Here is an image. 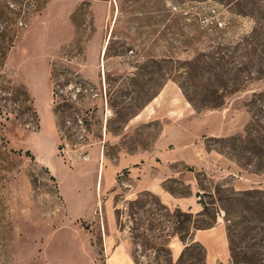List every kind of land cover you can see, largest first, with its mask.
Instances as JSON below:
<instances>
[{
	"label": "rangeland",
	"instance_id": "obj_1",
	"mask_svg": "<svg viewBox=\"0 0 264 264\" xmlns=\"http://www.w3.org/2000/svg\"><path fill=\"white\" fill-rule=\"evenodd\" d=\"M217 1L0 0V264H177L189 241L176 229L196 221L213 226L191 233L206 264L230 263L217 190L264 191V171L206 145L249 123L264 25L254 36L261 18ZM178 82L226 105L196 110ZM71 85L108 105L59 92L52 105ZM75 112L88 115V162L59 152ZM198 175L211 210L200 218Z\"/></svg>",
	"mask_w": 264,
	"mask_h": 264
},
{
	"label": "trees",
	"instance_id": "obj_2",
	"mask_svg": "<svg viewBox=\"0 0 264 264\" xmlns=\"http://www.w3.org/2000/svg\"><path fill=\"white\" fill-rule=\"evenodd\" d=\"M217 2L228 6L239 15L261 18V22L257 21L258 23L254 28L253 35L255 36L261 32L260 27L264 25V1L219 0ZM0 38L1 40L4 39L5 35H1ZM12 44L13 42H9L8 40L4 41L1 60H6L13 46ZM224 60V58H221L222 62L220 61V64ZM224 82L226 83V81H222V86L227 85ZM178 84L187 101L196 110L219 109L226 105L228 97L226 94L211 92L202 97H193L188 94L183 84L179 82ZM157 95L153 98L157 97ZM247 112L250 115V120L243 133L214 138L212 141L218 144V146L213 148L206 145V148L210 151L215 150L244 170L250 169L255 173H260L264 171V90L253 94L247 105ZM189 171L195 172L194 169H189ZM197 181L200 191L196 196L203 207L202 213L198 215V218H200L210 215L211 210L209 205L204 201L206 190L202 185L200 175L197 176ZM219 188L217 190L218 202L221 210L225 213L227 224L230 250L229 264H264V191L249 190L237 192L234 189L224 190L221 187ZM170 192L174 195L176 194L173 191ZM183 215L182 212L177 210V217ZM185 215L188 218V223H192L193 215ZM211 228H213L211 224L203 223L202 226H199L196 221L191 229L186 226L176 229V234H179L182 242L186 243L189 241V243L185 244L186 247L177 264H185L192 261H196L198 264H206L207 251L203 245L192 240L191 233L193 230Z\"/></svg>",
	"mask_w": 264,
	"mask_h": 264
},
{
	"label": "built area",
	"instance_id": "obj_3",
	"mask_svg": "<svg viewBox=\"0 0 264 264\" xmlns=\"http://www.w3.org/2000/svg\"><path fill=\"white\" fill-rule=\"evenodd\" d=\"M88 86V85H87ZM65 95L71 99L75 104H79L81 98L90 97L91 99H102L105 98V103L107 102V95L104 91L102 93L100 90H95L93 87H75L71 85L69 91H55L53 90V101L52 105L59 106L60 95ZM88 115L80 114L78 112L73 113L71 116H67L64 119L62 130H61V145L59 152L62 156L69 157L70 159L82 162H88L90 160L89 154H87L86 149L89 147V127H88ZM71 133L73 136H69ZM73 140V141H72Z\"/></svg>",
	"mask_w": 264,
	"mask_h": 264
},
{
	"label": "crops",
	"instance_id": "obj_4",
	"mask_svg": "<svg viewBox=\"0 0 264 264\" xmlns=\"http://www.w3.org/2000/svg\"><path fill=\"white\" fill-rule=\"evenodd\" d=\"M52 93H53V90L51 91ZM53 95V94H52ZM53 97V96H52ZM137 116V115H136ZM54 149H56V147L54 148ZM104 168V165L102 166V169ZM102 171V170H101ZM101 174H102V172H101Z\"/></svg>",
	"mask_w": 264,
	"mask_h": 264
}]
</instances>
